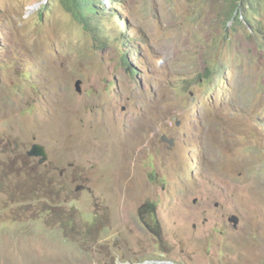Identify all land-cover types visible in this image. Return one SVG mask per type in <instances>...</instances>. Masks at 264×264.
<instances>
[{"label": "rangeland", "instance_id": "obj_1", "mask_svg": "<svg viewBox=\"0 0 264 264\" xmlns=\"http://www.w3.org/2000/svg\"><path fill=\"white\" fill-rule=\"evenodd\" d=\"M106 1L0 0V264H264V7Z\"/></svg>", "mask_w": 264, "mask_h": 264}, {"label": "trees", "instance_id": "obj_2", "mask_svg": "<svg viewBox=\"0 0 264 264\" xmlns=\"http://www.w3.org/2000/svg\"><path fill=\"white\" fill-rule=\"evenodd\" d=\"M242 1L245 0H232L233 2V12L231 13V19L237 20V22H242L240 16L236 13L240 12V6ZM252 6L255 3H259L260 0H249ZM65 8L73 14V16L84 22L88 21L90 15L97 16V5H104L107 2L104 0H63ZM107 5V4H106Z\"/></svg>", "mask_w": 264, "mask_h": 264}, {"label": "clouds", "instance_id": "obj_3", "mask_svg": "<svg viewBox=\"0 0 264 264\" xmlns=\"http://www.w3.org/2000/svg\"><path fill=\"white\" fill-rule=\"evenodd\" d=\"M105 2H107L106 0H104ZM230 3H229V6H230V9L228 10L227 12V18H228V21L229 22H234L235 24H242L243 20H247V13H257L259 12V9L260 7H264V0H260L259 3H255L254 6H252L250 4V1L249 0H245L244 2L242 1V5L240 6V12L239 13H236L240 16V18L242 19V22H237V20L235 19H231V13L233 12V2L232 0H229ZM107 5H109L110 3H106ZM106 4L104 5H100V6H107ZM99 6V5H97ZM249 22V21H248Z\"/></svg>", "mask_w": 264, "mask_h": 264}, {"label": "water", "instance_id": "obj_4", "mask_svg": "<svg viewBox=\"0 0 264 264\" xmlns=\"http://www.w3.org/2000/svg\"><path fill=\"white\" fill-rule=\"evenodd\" d=\"M81 84H82L81 81H77V83H76V89H77V92H79V93L82 91ZM162 140H163L164 142H166L167 144H169L170 146H175V144H176V141H175L174 139L169 138V137L166 136V135L162 136ZM231 220H232V222H233L236 226L238 225L239 220H238L237 217H233ZM148 263H150V264H154L155 262H154V261H148V262H145L144 264H148ZM169 263H171V264H175V263L172 262V261H169ZM122 264H124V263H122ZM128 264H132V263H131V262H128Z\"/></svg>", "mask_w": 264, "mask_h": 264}]
</instances>
